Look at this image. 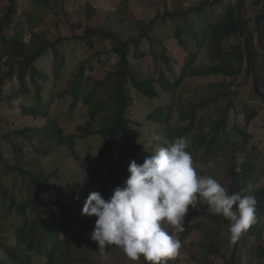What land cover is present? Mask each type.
I'll use <instances>...</instances> for the list:
<instances>
[{
    "label": "trees",
    "instance_id": "1",
    "mask_svg": "<svg viewBox=\"0 0 264 264\" xmlns=\"http://www.w3.org/2000/svg\"><path fill=\"white\" fill-rule=\"evenodd\" d=\"M4 1L7 3L0 14V113L8 109L19 111V115L0 122L20 125L16 130L0 129V137L13 149L12 164L0 168V264L90 261L88 255L72 253L77 243L86 238L92 241L96 217L81 214L88 194L98 191L103 198H110L116 187L126 186L132 160L142 164L165 140L174 137L187 140L186 150L199 175L215 178L210 166L203 163L223 159L228 180L225 189L230 194L253 195L256 200L255 222L234 245L222 234L223 228L228 230L229 221L213 214L207 203L198 209L189 207L179 237L186 239L198 230L202 236L197 245L206 261L219 256L228 264H252L254 258L264 257V185L254 186L259 174L264 173V153L252 156L246 152L255 139L252 123L264 106V0L176 2L143 19L132 17L129 0H122L119 12L105 19L88 3L85 20L72 23V35L88 51L109 43L116 64L108 69L104 65L105 77L86 92L81 90L79 79L94 80L92 76L86 78L84 60L75 81L47 99L50 78L60 82L66 68L75 65L70 59L75 52L66 50L73 37L51 38L46 30L39 29L43 22L36 17L41 9L49 8L60 19L57 9H64L59 7L64 0ZM163 31L167 38L160 36ZM171 40L184 50L182 59L170 50ZM203 51L208 53L210 64H198ZM49 55L53 68L47 72L43 58ZM216 75L239 76L238 86L251 80L248 99L237 102L241 99L238 90L229 92L225 83H210L199 96L194 91L198 88L188 87L190 78ZM16 81L19 88L15 89L12 83ZM29 83L34 87L33 95ZM8 84L12 87L6 89ZM67 93L74 96L75 103L83 100L88 110V118L71 132L66 118H51L48 113L51 103ZM25 94L28 98H21ZM143 99L154 103L143 115L144 120L142 113L140 118L133 115ZM37 120L42 124H35ZM17 136L20 139L16 140ZM52 146L70 149L82 171L68 175L57 170L46 177L22 167L28 149L49 155ZM2 153L0 143V158ZM240 156L244 158L237 162ZM14 170L26 177L29 194L25 198L22 191H15V183L6 179ZM201 218L209 224L195 222ZM93 249L98 250V245ZM140 259L150 264L143 256Z\"/></svg>",
    "mask_w": 264,
    "mask_h": 264
},
{
    "label": "rangeland",
    "instance_id": "2",
    "mask_svg": "<svg viewBox=\"0 0 264 264\" xmlns=\"http://www.w3.org/2000/svg\"><path fill=\"white\" fill-rule=\"evenodd\" d=\"M122 0H64L60 6L64 7V9H57L60 14V19L56 12L52 9L46 8L41 9L38 12V16L36 17L37 21H42L43 23L40 24L39 29L46 30V33L51 38H57L60 36H72L73 39L70 42V45H66V50H71L75 52V55L72 58L74 66L70 68H66L65 75L60 82L55 81V77H51L49 80V93L47 94L46 99L50 95L52 96L53 92L60 93L64 89H66L70 82L75 81L76 74L78 72L79 64H83L84 60L87 62L86 70L84 71L86 78L89 76L93 77L94 81L87 80L85 78H80L81 82V90L88 92L91 87H93L96 80L103 79L106 75L107 69L112 68L115 66L116 58L112 57V54L109 52L110 46L109 43H105L103 45H99L96 47V50H87L81 44L82 42L79 39L74 37L75 34L72 35L73 28L72 23L83 21L85 20V6L88 3H91L92 6L98 11L102 12L103 18L105 16L113 15L114 13H118L121 7ZM196 0H129V11L132 13V17H136L137 19H143L146 17H152L158 11V9H163L165 5L172 6L176 2H181L184 5H189L190 3L195 2ZM252 0H249L251 2ZM7 1L0 0V14L5 9ZM132 22L131 18L129 19ZM78 33L81 32L79 29H75ZM160 36H164L167 38L168 33L163 31L160 33ZM29 37V36H28ZM169 48L177 56L179 59L184 57V50L175 46V42L173 40L170 41ZM1 50V46H0ZM101 53V55H97V53ZM69 59V60H70ZM53 57L51 55L46 56L43 58V67L46 69L47 72L52 71L53 68ZM69 62V61H68ZM105 62V63H104ZM211 60L208 57V53L203 51L200 53L198 64H210ZM104 65L107 66L105 69ZM90 67H94V69H90ZM241 78L239 76H225V75H216L212 77H199V78H190L188 80V87L189 88H198L194 91L197 95H203L207 90L208 84H221L225 83L226 90L229 92L233 91L232 87L236 85V82L239 81ZM245 80V75H244ZM243 81V80H242ZM18 81L13 82L12 85L14 88H19ZM11 85H7L6 89L11 88ZM237 96H240L241 99H238L237 102L245 101L248 99L250 91L252 90V82L249 80L247 83L243 81L239 86L236 85ZM29 89L31 90V95L34 93V87L29 83ZM185 95H188L185 92ZM28 94H25L21 98H28ZM140 96V95H139ZM135 94V97L139 100L142 97H139ZM142 105H137L133 112L135 117L139 116L142 113V120L143 115L148 112L150 107L153 106V102L143 99ZM74 102V96L67 93L65 97H58V99L51 103L48 113L51 118H58L60 120L67 119L66 125L68 127V131H74L75 127L82 123L84 120L88 118L87 115V107L83 104V100L79 103ZM149 105H151L149 107ZM211 107L206 109L207 114H209ZM140 110H142L140 112ZM19 115V111L15 110H8L5 109L0 113V120L2 118H6L8 116L12 117V119L17 118ZM35 124H42L41 120H37ZM26 124V123H24ZM20 123L14 125L9 124V122H0V129L2 130H16L19 128ZM147 129V128H146ZM251 131L255 135V139L247 145L246 152L252 156H258L264 153V106H262L261 113L259 117L253 121ZM147 132L144 131L145 138L147 137ZM229 138L232 139L231 134H229ZM20 139L17 136L16 140ZM0 143L2 144L3 148V157L0 158V168L2 165L6 163L12 164V154L13 149L11 147V143L5 142L0 137ZM52 153L49 155L45 154H36L33 150L28 149L26 152L27 155L26 161L23 162L22 167L41 176H50L54 174L57 170L60 171L61 174L67 173L68 175L74 174L76 171H82L78 161L72 154V151L65 146L61 147H53L52 146ZM23 156V160L25 159ZM244 157L240 156L237 159V162H240ZM29 160V161H28ZM210 166L209 172L215 173V178L218 182H220L225 188L227 187V177L225 176L226 170V163L223 159L212 161L209 163H203ZM26 177L21 173H18L16 170L13 171V175L6 177L9 179L11 183H15V191L20 193L22 191V198H25L29 193L27 188L25 187L24 179ZM264 185V173L259 174L258 180L255 182L254 186H263ZM206 203V202H205ZM204 204V203H201ZM263 220V228H264V216ZM206 218H201L196 220L195 222H201L204 224H209ZM163 228L170 232L173 236L181 242V247L178 250L177 254L172 257L168 258L167 264H228L224 258L215 256L212 257L209 261H206L202 258L200 254H202V249L198 247V242L202 234L196 230L191 233L186 239H181L179 237L178 232L175 231L173 227H170L166 222L162 224ZM222 234L229 239V232L227 228L222 229ZM79 245L75 246L72 249V253H79L82 255H88L90 257V261L85 262L83 264H143L141 259L137 261H133L129 259L126 254L116 246H108L105 249L95 250L93 246L98 245L94 241H87V238L83 240L81 243H77ZM196 244V245H195ZM262 244L264 247V234L262 239ZM227 245V243H226ZM228 248V247H227ZM231 248V247H230ZM70 252V251H69ZM40 260V257L38 258ZM42 261V260H40ZM252 264H264V257L262 259L254 258Z\"/></svg>",
    "mask_w": 264,
    "mask_h": 264
},
{
    "label": "clouds",
    "instance_id": "3",
    "mask_svg": "<svg viewBox=\"0 0 264 264\" xmlns=\"http://www.w3.org/2000/svg\"><path fill=\"white\" fill-rule=\"evenodd\" d=\"M187 148L183 137L165 140L142 164L129 163L126 186L116 187L110 198L98 191L88 194L81 214L96 217L90 239L99 249L114 245L133 261L143 256L150 264H167L181 242L162 224L183 232L189 207L198 209L205 202L229 221V243L234 245L249 229L255 222V197L230 194L212 176L199 175Z\"/></svg>",
    "mask_w": 264,
    "mask_h": 264
},
{
    "label": "built area",
    "instance_id": "4",
    "mask_svg": "<svg viewBox=\"0 0 264 264\" xmlns=\"http://www.w3.org/2000/svg\"><path fill=\"white\" fill-rule=\"evenodd\" d=\"M240 78H241V77H240ZM240 80H241V79H240ZM240 80H239V81H240ZM234 89H236V85H234V86L232 87V90H234Z\"/></svg>",
    "mask_w": 264,
    "mask_h": 264
}]
</instances>
